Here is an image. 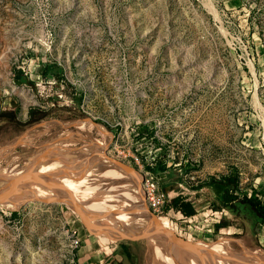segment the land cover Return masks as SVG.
<instances>
[{
  "label": "rangeland",
  "instance_id": "374dc122",
  "mask_svg": "<svg viewBox=\"0 0 264 264\" xmlns=\"http://www.w3.org/2000/svg\"><path fill=\"white\" fill-rule=\"evenodd\" d=\"M145 175L168 205L206 188L207 204L214 192L211 208L230 214L231 233L192 234L168 210L154 215L138 189ZM68 180L83 212L0 205V264H196L129 239L140 230L127 218L264 257V215L246 203L264 212V0H0V192L32 186L56 198ZM98 185L119 195L100 191L124 214L90 193Z\"/></svg>",
  "mask_w": 264,
  "mask_h": 264
},
{
  "label": "water",
  "instance_id": "95a60500",
  "mask_svg": "<svg viewBox=\"0 0 264 264\" xmlns=\"http://www.w3.org/2000/svg\"><path fill=\"white\" fill-rule=\"evenodd\" d=\"M108 160L115 164V165H122V163L118 160L112 159V158H108ZM39 194V195H38ZM8 195V198H3L4 196ZM57 195V194H56ZM30 196V197H29ZM43 196V197H42ZM104 201H111L114 202L112 199H108L105 196L102 198ZM12 201H15L16 203H18L19 205H22L24 203L27 202H41V203H45V204H63L66 202H74V200L72 199H67L65 197H60L59 195L56 196V198H50L46 195L45 191H36L35 189L28 187V186H20L19 190H3L0 192V205H11ZM114 204L117 205V203L114 202ZM118 209H120L121 214H124L123 210L121 209V206ZM127 218V217H126ZM127 220L136 225L140 232L137 233H133L129 236V239H136V240H142V241H146V240H150L152 242H157L159 244H164L167 247H172L174 248L178 253H180L185 259H187L188 261L192 262V263H196V264H205L195 258H192L190 256H188L184 251L186 249H200L203 250L217 258L220 259H228L231 261H251L253 264H257L256 262L252 261L250 257L254 256L257 257L259 259H261L262 261H264V257L262 256H258L256 253L255 254H249V255H233V254H228L227 252H224L222 250L219 249H215L210 243L206 242V241H197V242H185L181 239L176 238L175 236L171 235L169 232V236L168 237H164V236H158L156 234H153L150 232V230L146 229L145 227L141 226L140 224L136 223V222H132L130 221L128 218ZM126 242L123 241V243ZM256 255V256H255Z\"/></svg>",
  "mask_w": 264,
  "mask_h": 264
},
{
  "label": "crops",
  "instance_id": "0c3cea01",
  "mask_svg": "<svg viewBox=\"0 0 264 264\" xmlns=\"http://www.w3.org/2000/svg\"><path fill=\"white\" fill-rule=\"evenodd\" d=\"M206 191L209 190L206 188ZM206 191L205 189H200L192 192V197L183 198L184 201L191 204L194 209V214L192 216H184L179 210L172 208L170 205H168L167 212L172 213L180 224H185L181 226L184 228L186 227L189 231H192V234L195 232L200 234H230L233 229L232 224H229L228 222V219H230L229 217H231L230 214L223 208H211L212 204L216 203L215 200H217L214 196V192H212L214 198L211 196L206 198L208 199V202L207 204H204L202 201V199H204L202 194L206 193ZM87 234V236H90L93 239V243L97 246L101 245L106 248L110 243V241L104 240V234H94L93 231L88 232ZM108 251L110 252V250ZM95 255L98 257V254L93 253V257H95ZM105 261L106 260L104 258L102 260L97 258L96 260L98 263H103Z\"/></svg>",
  "mask_w": 264,
  "mask_h": 264
},
{
  "label": "bare ground",
  "instance_id": "6f19581e",
  "mask_svg": "<svg viewBox=\"0 0 264 264\" xmlns=\"http://www.w3.org/2000/svg\"><path fill=\"white\" fill-rule=\"evenodd\" d=\"M48 175V174H47ZM112 175H117V176H120L119 174H117V173H114V174H112ZM49 176V175H48ZM42 179V178H41ZM40 179V180H41ZM58 179V178H57ZM56 180V179H55ZM71 180H68L67 181V183H66V186L68 185V187H63V186H60V182L57 184V187H60L59 189H62L61 191H59V189H58V191H57V195H59L60 197H65V198H67V199H72V200H74V202L72 203V202H66L68 205H73V207L72 208H74L76 211H84V210H82V209H79V207L78 206H80V205H82V204H84L86 201H84V199L83 200H80L79 198L81 197V194L79 193L80 191H70V189H72V188H74V186H72L71 187V185L70 184H68V182H70ZM14 182V181H13ZM37 182V181H36ZM56 183H57V181H55ZM100 182V181H99ZM4 184H6L7 182H3ZM17 183V182H16ZM15 183V184H16ZM43 183V182H42ZM54 183V182H53ZM43 184H45V183H43ZM38 185V183H36V185L35 186H37ZM40 185V184H39ZM44 186V185H43ZM32 187V186H31ZM98 187H100L99 185L97 186V188ZM102 187H104L103 185H102ZM33 188V187H32ZM80 188H83V187H80ZM95 188L96 187H90V189H94L95 190ZM35 189V188H34ZM5 190H8V189H5ZM15 190H17V189H15ZM39 190V189H38ZM110 189H107V188H98V191L96 190V191H90V193H97V194H99V196H98V198L99 197H101V196H105L106 198L108 197V195L107 194H104L103 192H100V191H107V192H110L111 194H113V195H115V197L114 198H116V197H119V195H116V194H114V193H112L111 191H109ZM143 194H144V198H145V189H143ZM9 196L8 195H6V196H4L3 198H8ZM99 201H101V202H103L102 200H100V199H98ZM97 204H99L98 202H96V205ZM12 205V207H15V205L12 203L11 204ZM10 205V206H11ZM108 208V207H107ZM150 218V217H149ZM152 226H156V227H160L161 228V230H162V232L164 233V232H169V233H171V231H169L168 229H166L161 223H160V221H159V219H158V223L156 224V223H154L153 222V219L152 218H150V223H146V228L149 230ZM151 249L153 250V252L157 255V256H160L161 258H162V260H164L165 262H168V259H166V257L162 254V252H160L161 250H159L157 247H154V246H152L151 247ZM175 250V249H174ZM193 250V249H192ZM176 251V250H175ZM177 252V251H176ZM189 252V251H188ZM193 252V251H192ZM198 252V251H197ZM207 253V252H206ZM205 253V254H206ZM164 254H165V251H164ZM189 255L191 256V257H193V258H195V259H197V260H199V261H201V262H203V263H205V264H208V262L206 261L208 258H206V257H204V255L201 253H198V254H194V255H192V253H189ZM168 256V255H167Z\"/></svg>",
  "mask_w": 264,
  "mask_h": 264
},
{
  "label": "built area",
  "instance_id": "2783aa9c",
  "mask_svg": "<svg viewBox=\"0 0 264 264\" xmlns=\"http://www.w3.org/2000/svg\"><path fill=\"white\" fill-rule=\"evenodd\" d=\"M138 189H145V201L148 209L156 216L162 215L168 208L169 196L160 190L157 181L152 176H143L138 180ZM80 237L75 240L79 245Z\"/></svg>",
  "mask_w": 264,
  "mask_h": 264
},
{
  "label": "trees",
  "instance_id": "16d2710c",
  "mask_svg": "<svg viewBox=\"0 0 264 264\" xmlns=\"http://www.w3.org/2000/svg\"><path fill=\"white\" fill-rule=\"evenodd\" d=\"M225 202L228 203L230 202V200L226 198ZM246 203L249 204L261 218L263 217L264 215L263 210H259L256 204L250 198L246 200ZM170 206L174 209L179 210L184 216H192L194 214V209L192 208L191 204H189L188 202H185L184 199L181 197L174 198L171 201ZM116 247H120L121 250L117 252V254L121 256L123 254V249L125 245L119 244Z\"/></svg>",
  "mask_w": 264,
  "mask_h": 264
}]
</instances>
